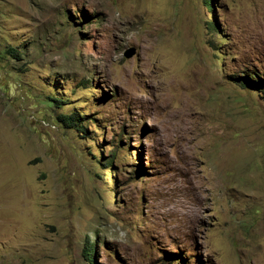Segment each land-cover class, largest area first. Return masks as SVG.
<instances>
[{"label": "rangeland", "instance_id": "1", "mask_svg": "<svg viewBox=\"0 0 264 264\" xmlns=\"http://www.w3.org/2000/svg\"><path fill=\"white\" fill-rule=\"evenodd\" d=\"M247 72L264 0H0V264H264Z\"/></svg>", "mask_w": 264, "mask_h": 264}, {"label": "trees", "instance_id": "2", "mask_svg": "<svg viewBox=\"0 0 264 264\" xmlns=\"http://www.w3.org/2000/svg\"><path fill=\"white\" fill-rule=\"evenodd\" d=\"M205 8L211 12L212 11V0H202ZM206 26L209 29H216L215 27V23L212 21H207L206 22ZM10 48V47H9ZM10 52H14L15 55H18V53L15 52V50L13 51L12 48L9 49ZM216 62L221 65V59L217 58ZM253 76H252V75ZM240 80L238 82L239 85L244 86V87H253L255 89H257L258 91H260L263 95L264 98V77L260 78L258 77L255 73L253 72H247L244 75H239L237 76ZM48 100L46 101H53V102H57L59 99L55 98V97H47ZM61 102V101H59ZM82 116V115H81ZM57 118L65 125H67L68 127H73L74 129H76L79 132H83L85 130V128L82 126V117L79 116V113H67V114H61L58 115ZM121 134H126L123 133L121 131ZM112 153V151L110 152ZM109 159V162L111 160V156L109 155L107 157V160ZM138 168V166H136ZM95 248V242L92 241H87L86 244L84 243L83 249H82V254L84 256V258L86 259V261L90 264L93 262V250Z\"/></svg>", "mask_w": 264, "mask_h": 264}, {"label": "water", "instance_id": "3", "mask_svg": "<svg viewBox=\"0 0 264 264\" xmlns=\"http://www.w3.org/2000/svg\"><path fill=\"white\" fill-rule=\"evenodd\" d=\"M133 54H134V48L133 47H129V48L125 49L123 52L124 57H130Z\"/></svg>", "mask_w": 264, "mask_h": 264}]
</instances>
